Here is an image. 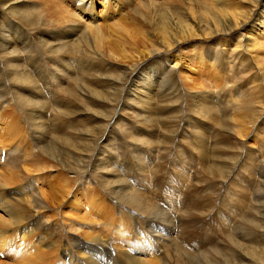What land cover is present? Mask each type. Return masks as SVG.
Here are the masks:
<instances>
[{
  "label": "rangeland",
  "instance_id": "374dc122",
  "mask_svg": "<svg viewBox=\"0 0 264 264\" xmlns=\"http://www.w3.org/2000/svg\"><path fill=\"white\" fill-rule=\"evenodd\" d=\"M0 1V264H264L258 0Z\"/></svg>",
  "mask_w": 264,
  "mask_h": 264
},
{
  "label": "bare ground",
  "instance_id": "6f19581e",
  "mask_svg": "<svg viewBox=\"0 0 264 264\" xmlns=\"http://www.w3.org/2000/svg\"><path fill=\"white\" fill-rule=\"evenodd\" d=\"M84 1V0H83ZM187 0H181V2L182 3H185ZM259 1V3H260V8H262V10L259 12V13H257V15H256V17H257V20H256V23L257 24H261L262 23V20L264 19V3L262 4V0H258ZM214 2H216V1H214ZM207 3V2H206ZM220 3V2H219ZM213 4V3H212ZM0 5H1V1H0ZM257 5V4H256ZM202 7V6H201ZM209 7V6H208ZM216 7V6H215ZM222 7V6H221ZM219 9H221V8H218V10ZM217 10V11H218ZM219 12V11H218ZM225 12H226V10H225ZM228 12V11H227ZM226 12V17L227 16H230L232 13H227ZM224 13V12H223ZM209 18V17H208ZM228 18V17H227ZM234 19H236L237 17H233ZM197 20H199V19H197ZM210 20V19H209ZM215 20H217L216 18H215ZM239 19H237L236 21H238ZM201 22V21H200ZM212 22V21H211ZM218 22H220V21H218ZM217 24H219V23H217ZM224 24V23H223ZM237 24V23H236ZM239 24V23H238ZM241 24V23H240ZM214 25H216V24H214ZM182 26H184V25H182ZM187 26V25H186ZM241 26V25H240ZM207 27H209V26H207ZM206 26H205V28H207ZM181 28H183V27H181ZM204 28V29H205ZM228 28V27H227ZM237 28V27H236ZM184 29V28H183ZM203 30V29H202ZM220 30V29H219ZM183 31H186V30H183ZM190 31V30H189ZM207 31V30H206ZM231 31H234V29H231ZM197 32V31H196ZM219 32V31H218ZM220 33H222V32H220ZM226 33V32H225ZM229 33V34H228ZM233 32H227L226 34H228V35H225L226 37H224V36H221L220 38H218L216 41H214L216 44H214V46H213V49L214 50H216L217 52L212 56V58H210V50H208L207 52H205L206 54H207V57L209 58V60L211 59V63H212V66H216L217 67V65H220V67L222 68V67H225L226 66V64H230V66L232 67V68H236L237 70H240L241 71V69H240V67H243L244 68V63L247 61V60H243V56H245V54L244 53H240L239 51V48H242V41L239 39L237 42H233L234 43V49H231V40H229V38H227V37H229L231 34H232ZM207 34V33H206ZM214 34H216V33H214ZM197 35V34H196ZM215 36V35H214ZM237 38V37H236ZM224 39V40H223ZM210 40V39H209ZM43 42H44V40H43ZM224 43H227V49L226 50H223V49H221V48H223V46L222 45H224ZM179 44L180 43H178V44H176V46H175V49L176 48H178V46H179ZM218 46H220L219 47V49H217L218 48ZM209 49H210V46H209ZM170 54V51H165L163 54H159L158 55V57H157V59H160V58H162L163 56H165V55H169ZM170 61V59H167V60H164V63L165 64H167L168 65V62L167 61ZM180 61L179 60V58L178 57H175L174 59H173V61ZM174 61V62H175ZM204 61V60H203ZM202 61V62H203ZM172 62V61H171ZM194 62H196V61H194ZM175 64H177V63H175ZM204 64V63H203ZM208 65V64H207ZM209 66V65H208ZM240 66V67H239ZM169 69H171V67H166V70H169ZM199 69V68H198ZM236 70V71H237ZM139 74L140 72H139V68H137V67H135V69L133 70V72H131V74ZM156 74V73H155ZM174 74H176V72L174 71V69H172L168 74H167V78H168V80H170L172 77H174ZM239 74V73H238ZM259 76V75H258ZM155 77V76H154ZM247 79V78H246ZM257 79V78H256ZM256 79H252V80H249V83H250V85H251V87H255V86H257V85H255L254 83H255V80ZM237 80H240L241 81V79L239 78V79H237ZM236 83V82H235ZM259 84V83H258ZM258 89V88H257ZM256 92V91H255ZM258 92V91H257ZM181 106V105H180ZM240 108H243L242 106H240ZM198 110V109H197ZM223 121H225V119L223 120ZM98 144V143H97ZM132 199H133V204H138V206H139V204L141 203L140 202V199L139 198H133L132 197ZM3 222L5 223V224H7L8 226L11 224L12 226H14L15 225V221H10L9 219H4L3 220ZM35 254H36V252H35ZM47 254V253H46ZM31 255V254H30ZM30 255H28V256H30ZM27 256V260H28V257ZM36 256V255H35ZM30 258H31V256H30ZM29 258V259H30ZM34 261V260H33ZM30 264H32V263H30ZM132 264H136V263H132Z\"/></svg>",
  "mask_w": 264,
  "mask_h": 264
}]
</instances>
